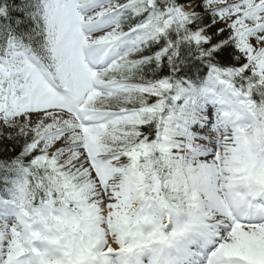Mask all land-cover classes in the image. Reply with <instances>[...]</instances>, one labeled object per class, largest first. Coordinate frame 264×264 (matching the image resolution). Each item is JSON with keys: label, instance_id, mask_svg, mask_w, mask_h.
Segmentation results:
<instances>
[{"label": "snow or ice", "instance_id": "obj_1", "mask_svg": "<svg viewBox=\"0 0 264 264\" xmlns=\"http://www.w3.org/2000/svg\"><path fill=\"white\" fill-rule=\"evenodd\" d=\"M0 264H264V0H0Z\"/></svg>", "mask_w": 264, "mask_h": 264}]
</instances>
